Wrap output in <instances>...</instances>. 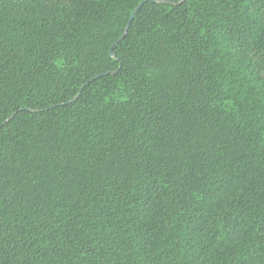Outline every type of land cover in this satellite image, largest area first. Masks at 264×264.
I'll return each mask as SVG.
<instances>
[{
  "label": "trees",
  "instance_id": "obj_1",
  "mask_svg": "<svg viewBox=\"0 0 264 264\" xmlns=\"http://www.w3.org/2000/svg\"><path fill=\"white\" fill-rule=\"evenodd\" d=\"M0 264H264V0H0Z\"/></svg>",
  "mask_w": 264,
  "mask_h": 264
},
{
  "label": "water",
  "instance_id": "obj_2",
  "mask_svg": "<svg viewBox=\"0 0 264 264\" xmlns=\"http://www.w3.org/2000/svg\"><path fill=\"white\" fill-rule=\"evenodd\" d=\"M141 6H142V4H140L139 7L133 12V14H132V16H131V18H130V21L133 20L135 14L137 13L138 9H139Z\"/></svg>",
  "mask_w": 264,
  "mask_h": 264
}]
</instances>
